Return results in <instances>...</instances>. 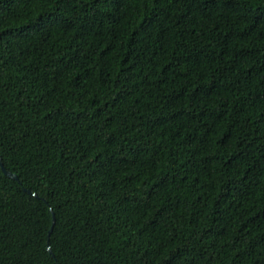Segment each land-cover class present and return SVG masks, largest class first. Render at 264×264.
I'll use <instances>...</instances> for the list:
<instances>
[{
    "label": "trees",
    "instance_id": "1",
    "mask_svg": "<svg viewBox=\"0 0 264 264\" xmlns=\"http://www.w3.org/2000/svg\"><path fill=\"white\" fill-rule=\"evenodd\" d=\"M0 163V264H264V0H0Z\"/></svg>",
    "mask_w": 264,
    "mask_h": 264
},
{
    "label": "water",
    "instance_id": "2",
    "mask_svg": "<svg viewBox=\"0 0 264 264\" xmlns=\"http://www.w3.org/2000/svg\"><path fill=\"white\" fill-rule=\"evenodd\" d=\"M0 169H1V171L3 172L4 175H6V176H8V177H12L13 179H15V176H12L10 173L6 172V171L2 168L1 163H0ZM52 224H53V217H52V221H51L50 229H49V231H48V233H47V237H48L49 232H50V230H51V228H52ZM47 250H48V248H47Z\"/></svg>",
    "mask_w": 264,
    "mask_h": 264
}]
</instances>
